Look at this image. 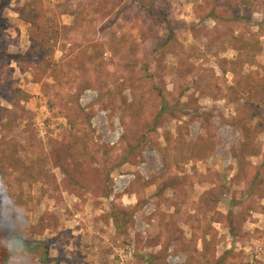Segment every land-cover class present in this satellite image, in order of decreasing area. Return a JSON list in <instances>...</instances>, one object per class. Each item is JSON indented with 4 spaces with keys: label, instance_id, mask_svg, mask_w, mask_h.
I'll list each match as a JSON object with an SVG mask.
<instances>
[{
    "label": "rangeland",
    "instance_id": "374dc122",
    "mask_svg": "<svg viewBox=\"0 0 264 264\" xmlns=\"http://www.w3.org/2000/svg\"><path fill=\"white\" fill-rule=\"evenodd\" d=\"M39 3L62 82L0 0V264H264V0Z\"/></svg>",
    "mask_w": 264,
    "mask_h": 264
},
{
    "label": "trees",
    "instance_id": "16d2710c",
    "mask_svg": "<svg viewBox=\"0 0 264 264\" xmlns=\"http://www.w3.org/2000/svg\"><path fill=\"white\" fill-rule=\"evenodd\" d=\"M31 1H32V5H31L32 7L30 8V12L28 10V12L25 11L21 15V16H24V14L26 13H27L26 16L34 15V17L30 19L29 21L31 24L30 33H29L30 41L35 49H38L39 51H41V53L45 52L46 54H42V55L44 57L49 58L50 65L53 64L52 65L53 73H54L53 79L56 81L58 80L62 82L63 72L60 69V65L56 62L55 63L53 62V56L47 54L48 53L47 49L49 48V46H51L52 44L53 46H55V44H57V39H58V34L60 32V28L52 27L48 24V20L49 21H54V20H51L50 18L48 19V17H46V15L42 13L43 7L39 3L40 0H31ZM237 12L238 11L236 10V13ZM94 67H95V72L98 78V81L96 82L97 84L96 88L101 91L100 100L107 98V99H110L112 102H114V98L115 99L119 98V100H121L120 108L122 109V111L124 113L132 111L134 109L133 105H129L127 103L126 98H122L119 96L125 90L124 88L125 85L121 83L117 86H113V83L111 82L110 75L106 68V63L104 59L103 58L97 59L94 63ZM17 93L20 94L19 92ZM70 130L73 131V128H70ZM77 136L78 135L76 134V135H73L72 137L78 138ZM71 145L72 144H70L68 147L67 146L61 147L57 155H61L62 160H64L65 158L72 159L70 165H68V168L71 174H74V173H79L80 175L84 174L86 172V167L84 166L85 156H89V154L91 153V150H93V148L91 147V142L82 143L80 148H77L76 147L77 145L75 144L72 147ZM42 151H43L42 148H39V150H37L38 154L39 153L42 154ZM164 163H166V159H164ZM71 170H74V171H71ZM27 172L29 171L27 170ZM36 174L39 175L40 178H42V176H45V174L41 173V171L37 172ZM47 182H50L49 178ZM29 246H30L29 244L25 245L24 249L28 250V248H30ZM39 246L42 247V244H40ZM45 254H47L46 249H45Z\"/></svg>",
    "mask_w": 264,
    "mask_h": 264
}]
</instances>
